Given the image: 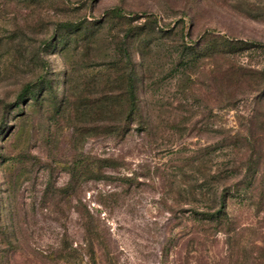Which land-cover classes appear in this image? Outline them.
<instances>
[{
    "label": "rangeland",
    "instance_id": "374dc122",
    "mask_svg": "<svg viewBox=\"0 0 264 264\" xmlns=\"http://www.w3.org/2000/svg\"><path fill=\"white\" fill-rule=\"evenodd\" d=\"M126 47L148 128L122 136L73 104L116 79ZM44 72L67 102H21L0 128L19 247L2 264H87L55 253L84 245L89 219L96 264H264V200L232 191L223 230L195 214L205 181L264 185V0H0V102Z\"/></svg>",
    "mask_w": 264,
    "mask_h": 264
},
{
    "label": "trees",
    "instance_id": "16d2710c",
    "mask_svg": "<svg viewBox=\"0 0 264 264\" xmlns=\"http://www.w3.org/2000/svg\"><path fill=\"white\" fill-rule=\"evenodd\" d=\"M116 15L121 14V8L116 7L112 10ZM122 16V15H121ZM66 24L60 23V28H66ZM53 44V43H52ZM50 44V45H52ZM126 44V43H125ZM122 63L118 60V64L121 63L120 74L116 76L115 80H108L102 83L97 82L92 87L95 92L88 91L86 94H81L79 99L75 100L73 104L74 110L80 109L82 114L89 115L94 120L102 119L103 116L104 125L108 134L115 135H127L134 129V123L137 121L141 130L148 128V121L143 119L140 112V106L137 96V72L130 60V53L128 47L123 49ZM52 79L47 78L46 73L39 75L37 79L27 81L18 92L16 99L13 102H0V108L2 109V116L0 119V128L4 123V118L7 112L12 113L15 107L19 106L21 102H31L30 109L23 110V114L29 113L38 109L46 97L51 96L54 103L65 104L67 97L62 96L59 101L55 92L56 81L52 82ZM48 89V93L46 92ZM105 162L113 164L111 159H106ZM98 177V175H96ZM109 178L111 175H103ZM113 177V176H111ZM67 186L64 187V189ZM201 190L204 193L206 199L203 210L196 212L199 216V221L203 226L215 225L218 230L225 229L230 223L231 219L228 213V201L232 191H236L240 194H246L248 198L257 196L260 202L264 200V185L261 187H255L252 183L245 182H223L219 184L218 188L212 187V184L205 181L201 185ZM212 192V196H208L207 193ZM250 194V196H249ZM253 194V195H252ZM3 204V203H2ZM0 205V264L4 262L5 256H11L17 253L19 247L13 243L17 237L11 231L10 225L7 223L8 217L5 216V207ZM259 204V202H257ZM95 225H91V220L86 221L87 228V241L84 245L70 246L69 243L63 241L60 246L56 248V253L59 258H65L70 260L76 257V253L83 252L91 260L87 264H96V246L98 249L102 248V242L100 240L98 232L94 229ZM228 228V227H227ZM230 230V229H227ZM9 245V246H8ZM47 249L40 247H29V254L35 258L42 259L47 253ZM109 264H114V261L108 258Z\"/></svg>",
    "mask_w": 264,
    "mask_h": 264
}]
</instances>
